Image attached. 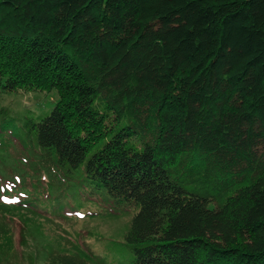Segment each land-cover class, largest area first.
I'll return each mask as SVG.
<instances>
[{"label": "trees", "instance_id": "obj_1", "mask_svg": "<svg viewBox=\"0 0 264 264\" xmlns=\"http://www.w3.org/2000/svg\"><path fill=\"white\" fill-rule=\"evenodd\" d=\"M88 204L133 213L127 264H264V0H0V214L105 264L21 214Z\"/></svg>", "mask_w": 264, "mask_h": 264}, {"label": "rangeland", "instance_id": "obj_2", "mask_svg": "<svg viewBox=\"0 0 264 264\" xmlns=\"http://www.w3.org/2000/svg\"><path fill=\"white\" fill-rule=\"evenodd\" d=\"M57 96L56 92L32 93L29 96L9 94L4 98V104L12 112L29 109L34 114L45 115L57 103ZM77 212V215L59 214L43 218L36 212L33 215L29 210L21 214L26 223L38 226L46 241L60 250H88L99 256L105 264H127L122 243L130 228L133 213L114 216L96 204H88ZM2 216L0 214V246L6 256L5 264H39L35 245L28 239L25 222L17 215ZM9 237L12 245L7 240Z\"/></svg>", "mask_w": 264, "mask_h": 264}]
</instances>
